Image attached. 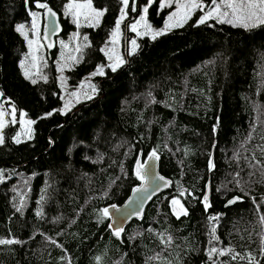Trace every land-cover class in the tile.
Segmentation results:
<instances>
[{"label":"trees","instance_id":"obj_1","mask_svg":"<svg viewBox=\"0 0 264 264\" xmlns=\"http://www.w3.org/2000/svg\"><path fill=\"white\" fill-rule=\"evenodd\" d=\"M68 1L39 0L59 14L63 38L75 30L63 15ZM92 3L107 11L98 27L80 28L79 62L65 76L75 88L99 65L105 66V74L93 76L97 92L92 99L61 114L57 47L50 58L44 51V75L35 84L19 65L26 45L15 27L30 23L29 12L38 9L36 0H0L1 98L36 121L32 139L20 144L12 140L18 125L4 130L0 239L25 243L0 245V264H212L206 256L212 246L210 215H219V241L213 242L218 249L251 252L264 264V228L259 223L264 182L259 170L249 167L253 153L264 159L259 152L264 145V27L245 31L214 20L197 25L202 15L198 11L182 27L155 40L137 39L134 54H125L123 36L126 63L113 72L101 48L110 40L122 4ZM133 3L136 11L131 10ZM147 3L129 0L128 20ZM167 12L159 10L156 0L147 18L161 28ZM214 142L215 168L209 171ZM153 149L158 151L159 171L172 181V188L153 200L141 222H132L117 238L109 231L108 219L101 222V210L127 199L139 184L133 173L139 154L143 159ZM207 181L211 207L205 212L201 201ZM181 188L187 190L180 199L189 215L176 219L170 200ZM237 196L242 201L225 208ZM162 233L174 238L167 248L160 243ZM158 253L160 259L149 260ZM213 259L217 264H247L227 255Z\"/></svg>","mask_w":264,"mask_h":264},{"label":"snow or ice","instance_id":"obj_2","mask_svg":"<svg viewBox=\"0 0 264 264\" xmlns=\"http://www.w3.org/2000/svg\"><path fill=\"white\" fill-rule=\"evenodd\" d=\"M122 7L120 9V15L115 22V27L112 29L110 33V40L106 42L105 47L101 48V51L105 53L108 60L111 61L107 65L113 72L117 71L122 65L126 63V61L118 54L114 52V46L118 42L120 31H121V24L123 23L124 19L127 16V9L129 8V0H120ZM149 4L153 2V0H148ZM25 3H28V0H25ZM36 7L47 9V13L49 16L54 17L55 13L52 11L51 8L46 3H40L39 0H36ZM160 8H174L172 12L168 15L167 19L165 20L164 27L159 30L152 29L151 25L148 24L145 15H141L140 19L137 20L135 23L130 25L131 31L135 32L137 36L143 35H151V38L155 40L159 36L165 35L168 31L173 28L182 27L185 23H187L193 16L194 13L197 11L202 12L197 21V25L206 24L209 20H215L217 23L220 24H228L235 28H242L245 31H251L256 28L264 27V0H210V3H207L206 0H161ZM66 13L71 14L73 17L74 23L77 24L79 27V18L83 15L85 20L88 21L89 27H98L101 23L102 18L104 17L107 9H97L93 6L92 0H84L83 3L77 2V0H71L70 3L65 5ZM132 11H136L135 4L131 8ZM148 7L143 8V13L147 14ZM29 15L32 17L31 21V30L33 34L37 37L36 40L28 39V32L25 30L24 24H18L15 27V31L19 33L21 36L24 37L25 40L28 41L29 48L32 49L33 45L38 44V37L39 33L37 31V19L38 14L36 12H29ZM143 27L144 31H139V28ZM55 30V29H53ZM78 35V34H77ZM83 39L85 41L88 40L87 36H84ZM108 43L113 45L112 49H108ZM86 47L89 45H85ZM138 45L136 44L135 40H132V54H134L137 50ZM80 49L77 48V51ZM33 64L32 67H36L35 60L36 57L33 56ZM20 67L24 69L23 75L26 79L31 80L33 84L37 81L32 79V72L29 68L25 67V62L21 61ZM103 65L97 66L95 72L91 74V76L100 75L103 76L105 74ZM60 71H63L61 68ZM45 82H47V78L44 77ZM63 79V78H62ZM83 84L81 85V87ZM89 88L91 89V94L88 92L84 93L85 98L92 99L93 94L97 92V88L93 84H89ZM151 95V93H149ZM3 91H0V97H3ZM71 96L77 98V102H79L80 96L78 92H72ZM152 102H155L154 100ZM72 107L71 101L65 102L62 109L59 111L61 114H66L67 111H70ZM17 108L15 104L11 105V112L9 113L5 108L4 104L0 103V146L5 144V136H4V129L9 126V124L15 125L16 123H20L21 131L17 132L13 137L12 140L16 144L22 143L21 136L23 135L26 139H32V125L36 123L35 120L32 119H24L27 116L26 112H20V120L17 121L16 119ZM10 115L11 120H6L5 117ZM52 113H47L46 116H51ZM45 117H41L43 119ZM219 121H217V125H214V132L215 128L218 126ZM252 139L251 135H249L248 140ZM259 152L261 157H264V145L259 146ZM210 158L208 161V169L209 171L214 170L215 164L213 159L211 158V154H209ZM246 160L249 158L245 157ZM159 160L158 151L153 149L148 154V161H151V164L147 162L142 163L139 159L136 161L135 166V176L138 180L141 181V186L133 189V195H137L138 193H145V195L140 197V204L138 205L137 210L133 211L129 214L130 216H136L138 218H142L143 214V204L146 200L151 199L152 195H155L157 191H159L162 187H168L171 185L172 181L166 180L163 176L154 174L152 170L155 167V161ZM249 167L252 169H258L261 175V181L264 182V159H257L255 153H253L252 157L249 160ZM250 175H255V172L250 173ZM236 177H239V172L236 173ZM235 179V178H234ZM4 174L3 170H0V182H3ZM162 182V183H161ZM237 185H240V181L237 179L235 181ZM154 184L155 187L152 188L151 192H149V187ZM219 190V189H218ZM187 190L182 189L179 190L178 196H174L170 200L171 212L176 217V219H180L181 217H187L189 215L188 209L185 207L184 203H182L180 197L185 196V192ZM241 191H244L243 187H241ZM188 195H192L188 193ZM43 199V197H41ZM242 201V197H234L233 199L228 200L226 207L237 202ZM131 202V201H130ZM202 204L204 207L205 212L211 207L209 202L208 194H204L202 198ZM253 203L256 204L255 198H253ZM261 203H264V198H262ZM23 205L21 204L20 207H17L16 211L21 212ZM113 209L116 208L115 205L111 206ZM257 211H259V204H257ZM37 215H41V213H37ZM101 222L103 219H111L112 214L109 211V208H104L101 210L100 213ZM209 224L212 225L209 228L208 236L209 241L208 243L212 245L206 251V256L212 264H217L214 257H223V256H230L232 261H247V264H260V261L257 259L255 255L251 252L247 254H241L235 251L232 247L227 248H217L214 245V241H219V237L216 235V227L215 222L219 220V215H210L208 217ZM259 223L264 228V215L259 217ZM110 229H112V235L117 238L121 237V233L124 231L123 226L114 227L112 223L108 225ZM149 231H152L149 229ZM138 235H142L139 233ZM160 243L165 245V248L172 245L174 242V238L172 235L168 234L165 237V234H160ZM51 240V238H48ZM25 241H21L19 239H0V245H17L23 244ZM51 243L55 244V240H51ZM60 247V245H57ZM260 253L264 255V232L260 234ZM160 254L158 253L154 257H149V260H156L160 259ZM62 259H64L62 257ZM97 262L101 260V257L95 258ZM69 264L71 262L69 261ZM166 264H172L171 261H166ZM223 264V262H221Z\"/></svg>","mask_w":264,"mask_h":264},{"label":"rangeland","instance_id":"obj_3","mask_svg":"<svg viewBox=\"0 0 264 264\" xmlns=\"http://www.w3.org/2000/svg\"><path fill=\"white\" fill-rule=\"evenodd\" d=\"M133 1H135V0H133ZM155 1L156 0H153V2H155ZM157 1H158V4H159V10H160L161 9L160 8L161 0H157ZM70 2H71V0L68 1L65 5H67ZM77 2L83 3L84 1H77ZM150 5L151 4H149V2H148L147 4L141 5L140 6L141 8L138 7V13L134 17V19L131 18L130 20H128L129 18H128V13H127L126 18L124 19L123 23L121 24L120 36H119L118 42L114 46V52L118 53L124 60H125V58H124V56L122 54V49H123V41H122V39H123V36H125V37L129 36V39L127 40V54L132 52V40L136 41L137 39L142 38V37H150L151 38V35L137 36V34L135 32H133V31H131V28H130V25L132 23H135L137 20H139L141 15H145V18H146L148 24H150V22H149V20L147 18V14L143 13V8L144 7H148L149 8ZM164 9H168V12L166 13V19H167L168 15L170 14V12H172L174 10V8H164ZM164 9H161V10H164ZM41 10H42V8H38V9H34L33 11H30V12H36L38 14V19H37V31L39 33L38 44L33 45V48L30 49L29 45H28V41L25 40L24 37L20 35L25 41L26 51L20 57L19 65L21 64V61L25 62V67L29 68L31 70L32 74H33L32 75V79H38V78L42 77L44 75V69L46 67V57L44 55V51L45 50H44L43 44H42V42L40 40V35H41V30H42V11ZM200 13L203 15L202 12H200ZM63 15H64L65 18H67L69 20V24L74 26L75 30L71 31L65 38L59 37L56 40L57 55H56V58H55V67H56L57 83H58V86L60 88V94H61V100H62V108H63L65 102H67V101H71L72 107H74L78 103L85 102V101L89 100V99L85 98L84 93L88 92L89 94H91V89L89 88V84L95 85V80L93 79V76L81 81L79 86H77L75 88H72V87H70L67 84L66 76H65L66 71L72 69L79 62L80 50L77 51V48L80 49V45H81V43H80V28L89 27V26H88V21L85 20L84 16L82 15L79 18V27H77V24L74 23V21H73L72 15L66 13L65 6L63 8ZM31 21H32V17L30 16V23L27 26H25V30L28 32V39L36 40L37 37L33 34L32 30H31ZM124 23L126 25L125 30L122 28ZM151 27L154 30H159V29L163 28L164 25L161 28H156V27H154L152 25H151ZM173 29H175V28H173ZM173 29H171V30H173ZM139 31L143 32L144 28L140 27ZM112 48H113V45L111 43H108V49H112ZM33 56L36 57V60H35L36 67H32V64H33V59L32 58H33ZM106 61H107V65L109 63H111V61L108 60L107 56H106ZM61 68L63 69V71H60ZM21 71H22V74H23L24 69L21 68ZM82 84H83V86L81 87ZM72 92H78L79 93V96H80L79 102H77V98L76 97L71 96ZM95 95H96V93L93 94V97ZM5 102L6 101H4L0 97V103H3L4 104V108L10 113L11 112V105L7 104ZM5 119L10 121L11 120V116L8 115V116L5 117ZM16 119H17V121L20 120V112L16 113ZM24 119H26V118L24 117ZM10 125H12V124H9V126ZM15 125H18L17 132H20L21 131L20 123H16ZM21 140L22 141H26V140H29V139H26L22 135L21 136Z\"/></svg>","mask_w":264,"mask_h":264},{"label":"water","instance_id":"obj_4","mask_svg":"<svg viewBox=\"0 0 264 264\" xmlns=\"http://www.w3.org/2000/svg\"><path fill=\"white\" fill-rule=\"evenodd\" d=\"M52 11L55 13L54 17L48 15L47 9H42V30H41L40 40H41V42L43 44V47H44V49H45V51H46V53L48 55V58H50L51 53L56 49V40L62 35V32H63V28H62V25H61V22H60L59 14L56 13L54 10H52ZM53 29H55V30H53ZM124 50H125V54H127V40H126V37H125V40H124ZM214 146H215V142H214V145L212 147L211 158L213 157L212 154H213ZM138 159L142 163H145V162H147L148 164L152 163L151 161H148V155L142 159L141 153H140L138 158H137V160ZM135 166H136V162H135L134 168H133L134 176H135ZM152 172L154 174L163 176L160 173V171H159V160L155 161V167L152 170ZM164 178L166 180L171 181L170 179H168L166 177H164ZM140 186H141V181L139 180V184L136 185L134 188H137V187H140ZM153 187H155L154 184H152L149 187V192H151ZM171 188H172V183L168 187H162L159 191H157L155 193V195H152L151 199H148V200H146L144 202L142 218H138V217H136L134 215L129 217L130 213H132L133 211L137 210L138 205L140 204V197L145 195V193L141 192V193H138L137 195L134 196L133 195V189H132L130 191L127 199L121 205H119V206L115 205L116 206L115 209H113L111 207L112 205L107 207V208H109V211L112 214V218L108 219V225L110 223H112L114 225V227L123 226V228L125 230L132 222H134V221L135 222H141L144 219V215H145V212H146L148 206L153 202V200L155 198L161 196L162 194L169 192L171 190ZM210 193H211V191H210V183H209V181H207L204 194H208L209 202H210ZM237 203H239V202H237ZM237 203H235V204H237ZM226 204H225V208L234 205V204H232V205L226 207ZM109 231L112 232V229L109 228Z\"/></svg>","mask_w":264,"mask_h":264}]
</instances>
